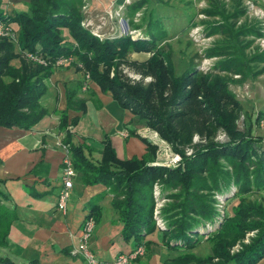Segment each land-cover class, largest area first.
I'll return each instance as SVG.
<instances>
[{"label":"trees","instance_id":"1","mask_svg":"<svg viewBox=\"0 0 264 264\" xmlns=\"http://www.w3.org/2000/svg\"><path fill=\"white\" fill-rule=\"evenodd\" d=\"M26 6L25 12L6 14L0 0V23L17 27V42L0 39V128L25 131L34 128L48 113L40 99L47 94L46 83L54 74L53 64L60 59L74 58L73 65L84 78L96 84L103 94H111L119 107L143 120L183 157L182 166H153L157 147L133 132L131 135L139 137L147 146L141 158L118 159L105 136L101 160L92 162L83 145L75 146L71 142L69 127L76 126L78 119L68 120L67 116L69 110L86 111L85 101L76 98L82 82L75 89L65 90L66 109L59 118L62 144L68 147L73 168L82 174L83 184L103 185L112 195L111 206L122 224V238L126 242H140L156 230L153 186L159 183L163 191H174L169 195L172 202L162 212L167 221V229L162 231L163 245L174 251H191L207 235L211 249L204 257L188 252L168 264H257L264 259V207L243 198L264 190V146L256 144L260 138H252L251 128L246 132L237 129L239 105L228 92L226 79L217 73L203 75L194 67L175 76L169 57L157 49V41L166 36L159 20L149 22L148 40L107 37L101 41L81 26V0H27ZM204 13L227 19L217 6ZM242 14L243 11H235L231 18L237 19ZM65 31L70 40L63 38ZM215 32L222 33L227 40L226 48H212L205 53L206 58L223 57L213 65L214 71L234 73L242 78L263 72L264 68L253 74V67L264 64V52L246 56L247 45L239 42L241 38L260 37L262 33L256 25L233 31L227 25L215 24L210 34ZM17 50L21 54L39 55L48 65L20 60L16 67L12 61L19 58ZM129 52L152 53L140 65L145 74L155 79L147 88L109 77V68ZM258 120L259 117L255 119ZM219 129L228 134L229 142L212 141ZM194 133L209 141L197 145L194 153L185 157L176 145L189 144ZM231 183L237 189L239 202L230 208L229 217L221 226L208 233L206 226H213L217 220L212 192L224 194ZM4 199L6 196L0 190V247L7 245L9 229L17 219L16 211L7 207ZM96 200L91 202L87 215L94 217L95 222ZM254 231L255 237L248 244L230 254L229 249L237 241ZM0 264L15 263L0 257Z\"/></svg>","mask_w":264,"mask_h":264},{"label":"crops","instance_id":"2","mask_svg":"<svg viewBox=\"0 0 264 264\" xmlns=\"http://www.w3.org/2000/svg\"><path fill=\"white\" fill-rule=\"evenodd\" d=\"M264 10V0H252ZM70 71H54L47 81V94L41 105L47 115L31 130L0 128V190L4 204L14 209L17 219L7 236V245L0 247V257L15 264L38 261L39 264H84L72 250L79 243L80 230L89 214L90 204L97 208V219L90 238V249L99 262H109L142 245L145 254L129 264H168L188 253L185 249L170 250L162 242V233L155 230L140 242H126L121 236L122 224L111 206L112 195L103 185L83 184L82 174L75 171L65 212L57 208L62 189L61 166L64 157L60 113L66 109L65 90L75 89L79 77ZM77 99L85 101L86 111H67L68 120L77 118L69 127L71 142L85 147L86 156L94 163L101 160L102 143L107 136L120 160L141 158L146 153L147 128L129 110L122 109L111 94H103L92 83L80 89ZM135 132L139 137H134ZM206 256V255H205ZM257 264H264V259Z\"/></svg>","mask_w":264,"mask_h":264},{"label":"rangeland","instance_id":"3","mask_svg":"<svg viewBox=\"0 0 264 264\" xmlns=\"http://www.w3.org/2000/svg\"><path fill=\"white\" fill-rule=\"evenodd\" d=\"M27 0H3V8L6 14L27 11ZM248 2L255 6V9L261 8L252 2V0H81L79 8L82 21L81 26L87 30L98 40H105L107 37H129L131 40H148L146 35L149 22L152 19L159 20L161 27L166 32V36L157 41V49L165 53L173 66L175 76H180L191 67L203 75L217 73L224 77L227 83V90L231 93L234 100L239 105L236 116V127L241 132H246L251 128V136L254 139L260 138L256 144L259 147L264 146V64L253 67V74L263 70L259 75H248L242 78L241 75L216 72L212 69L223 57L206 58L205 53L212 48H226V37L222 33L212 32V26L215 24L227 25L238 30L243 26L256 25L262 35L260 37H246L239 39L243 45H247L244 50L246 56L254 53L264 52V43L259 39L264 36L262 20L255 15V9L250 8ZM218 7L227 18L219 16H208L204 13L213 7ZM235 11H243V14L237 19H232ZM11 28L17 36V27L11 25ZM63 38L67 41L70 36L67 31L64 32ZM19 58L12 61V64L19 67L20 60H24L32 65L37 64L27 58V54L18 52ZM152 53L129 52L124 59L116 60L109 68V77H118L123 83L130 86H141L147 88L155 82L150 74H145L141 64L148 61ZM68 62L64 66L56 68L63 72L70 71L68 74H76L79 77L78 82H82L81 89L88 90L92 84L88 79L84 78L81 71H78L73 65L74 58H68ZM80 66V64H78ZM43 66V65H41ZM45 67V66H44ZM9 81L8 78L4 79ZM78 84V83H77ZM168 94L167 92L165 93ZM259 117L256 122L255 119ZM140 120V119H139ZM147 128L146 136L151 138L153 145L157 147L155 160L151 163L153 166H167L165 162V150L171 154L180 157V161L174 167L182 166L183 157L179 152H175L173 147L163 140L159 134L148 128L143 120H140ZM208 139L198 133H194L189 144L185 146L176 145L185 157H190L197 149L199 144H207ZM212 141L218 144L229 142L228 134L219 129L212 137ZM163 154V155H162ZM156 163H163L158 165ZM231 171L230 168H227ZM157 195L155 209L159 211L160 219L165 223L167 229V221L163 216V209L172 202L169 195L174 193L170 190H162L161 184L155 183L153 186V196ZM243 198L249 202H256L264 207V190L261 192L245 195ZM212 206L218 219L215 226H211L207 231L212 232L229 217L230 208L239 202L237 189L231 183L228 190L222 194L212 192ZM154 214V213H153ZM216 223V222H215ZM161 232L164 230H158ZM256 232H250L245 237L237 241L230 249V254L240 250L243 244H248L255 237ZM189 253L198 257H204L211 253L210 244L207 242V235L201 237L200 243Z\"/></svg>","mask_w":264,"mask_h":264},{"label":"built area","instance_id":"4","mask_svg":"<svg viewBox=\"0 0 264 264\" xmlns=\"http://www.w3.org/2000/svg\"><path fill=\"white\" fill-rule=\"evenodd\" d=\"M248 5H251L250 8H254L255 6L252 5V3L248 2ZM256 10V9H255ZM255 15L258 16L262 20V26H263V32H264V10L262 8H258L255 12ZM2 38H8L12 40L13 42H17V36L13 32L11 25H7L5 23H0V39ZM264 43V36L259 39ZM27 58H29L31 61L36 62L39 65L47 66L48 62L44 58H42L39 55L35 54H27ZM69 59H60L57 60L53 65L56 68L64 66L68 62ZM64 150V157L62 160V166H61V181H62V189L60 190L58 194V201H57V208L61 212H65L66 210V203L69 195V190L72 186L73 177L75 176V170L72 165V160L70 157V152L67 146H63ZM165 156V162L167 166L174 167L177 165L180 161V157L171 154L170 152L166 151ZM163 155V154H162ZM163 163H156L158 165H163ZM157 193L154 196L155 202L157 201ZM154 218L156 223V229L158 230H164L165 229V223L162 222L159 216L158 209H154ZM218 219L216 220V223L213 225L215 226L217 224ZM95 219L92 216H87L83 224L81 226L80 230V237H79V243L71 252L73 256L80 257L84 264H129L130 262L136 260L138 257H141L145 254V249L142 245H139L135 247L131 252L127 254H121L118 255L114 260L109 262H99L95 256L93 255L91 249H90V238L93 234L94 227H95ZM211 226L207 225L206 229L209 230ZM238 252V250H236Z\"/></svg>","mask_w":264,"mask_h":264}]
</instances>
